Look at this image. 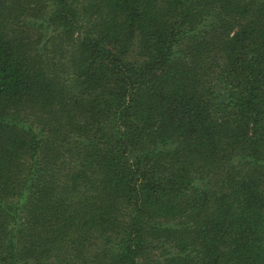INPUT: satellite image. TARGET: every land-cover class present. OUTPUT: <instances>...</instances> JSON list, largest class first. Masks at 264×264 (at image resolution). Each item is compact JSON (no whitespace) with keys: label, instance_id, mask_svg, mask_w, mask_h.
Instances as JSON below:
<instances>
[{"label":"trees","instance_id":"trees-1","mask_svg":"<svg viewBox=\"0 0 264 264\" xmlns=\"http://www.w3.org/2000/svg\"><path fill=\"white\" fill-rule=\"evenodd\" d=\"M0 264H264V0H0Z\"/></svg>","mask_w":264,"mask_h":264}]
</instances>
